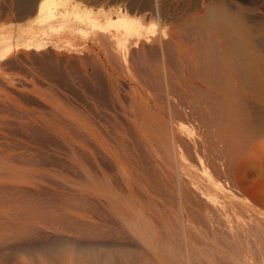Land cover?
<instances>
[{
    "label": "bare ground",
    "instance_id": "bare-ground-1",
    "mask_svg": "<svg viewBox=\"0 0 264 264\" xmlns=\"http://www.w3.org/2000/svg\"><path fill=\"white\" fill-rule=\"evenodd\" d=\"M144 1L172 31L87 0H0V78L63 88L80 65L53 49L76 33L108 63L80 59L65 104L0 98V264H264V0ZM131 55L145 86L115 81Z\"/></svg>",
    "mask_w": 264,
    "mask_h": 264
},
{
    "label": "rangeland",
    "instance_id": "rangeland-1",
    "mask_svg": "<svg viewBox=\"0 0 264 264\" xmlns=\"http://www.w3.org/2000/svg\"><path fill=\"white\" fill-rule=\"evenodd\" d=\"M135 1L136 0H87V3L89 2L88 3L89 6L93 7V8L103 7L105 10L108 9L111 12H113L115 15H116V12H117L118 8H120L121 11L126 12L129 15H131V16H135V17L140 18L141 21L146 26L150 25V27H151L154 24V25H156L155 26V31H156L155 35H157V36H162V32L172 31L173 28L177 25V23H174V22H172V23H166V22H163V21L160 22L156 17H152L151 18L149 13L143 8V6H144L143 3L145 1L144 0H137V2H135ZM140 1H141V3H140ZM138 2H139V4H138ZM135 3L140 5V6H138V5L136 6ZM1 24H3V26H5V27L13 26L10 21L9 22H7V21L4 22L3 21V23H1ZM16 26H18V25H16ZM193 27H195V28H203L199 24H195V25H193ZM85 33H83L84 38H83L82 34L76 33V36L78 34V37L80 38V39H78L79 40L78 43L81 44L82 46H84L83 48L80 47L78 45V43H74L75 40L77 41V37H76V39L74 38V40H71V43L69 42L70 44H68L66 40H65V43H64V41H61L60 42V46L61 47L58 48L59 50L58 49H53V51L56 54H58L61 58L64 56L63 57V59L65 58L64 60L71 61V60H74V59L76 60L77 59L79 62L78 61H76V62L79 63V64H77L76 67L78 65H80V67H81L80 59L83 62L85 61V65H87L92 60L93 62H95L97 64H99V62L101 61L100 63H102V66L105 65V67H108L106 55L104 54L105 53L104 49L103 48L101 49L99 46H96V45L92 44V42L90 41V36L88 35L89 33L88 32H87V34H85ZM253 38L255 40H256V38L259 40L261 38V36L260 35L257 36L256 34H254ZM72 42L74 44H77L78 46L77 45H73ZM66 44H68L70 46L72 45L71 48L73 46H76L77 50H75V47L72 48L73 50H71L70 46L68 47V45L66 46ZM145 45H148V43H146ZM63 46H65L66 48L63 47ZM82 49H83V53H80V52H82ZM86 51L88 52L87 55H86ZM133 51H135V49ZM136 51H140V53H143L142 46L140 48H137ZM84 52H85V54H84ZM132 56L133 55L128 57V59H127L128 62L127 61L126 62L123 61L121 63H117V64H119L117 66H119L120 69L123 67V68H125L127 70V72L129 70L128 74L130 76L133 75L132 74L133 71H137L138 72V69H140L141 66L142 67H149L151 65L150 62L148 61V59L146 58V56L141 55V57L139 59H137L135 57L133 58ZM84 57H86V58H84ZM96 57H99V59L96 58ZM87 59H88V62L86 63ZM89 59H90V61H89ZM96 60L97 61L100 60V61L97 62ZM93 62L91 64H93ZM138 64H139L140 67L137 66ZM134 66H136V67H134ZM80 67L78 66L75 71H77L76 74H78L80 77H82V76H84V72H83V70L80 69ZM78 68H79V70H77ZM123 68H122V70L118 71V74H119L118 76H120V79H117L118 77H116L115 81L120 80V83L124 84L126 86H128V85L129 86H131V85L135 86V85H138V82L139 83L140 82L141 83L144 82V83H142V86L146 85L145 81L142 80V77L139 78V77L133 76L134 78L130 77V79H129L128 75L127 76L124 75V73L126 74L127 72L125 71V69L123 71ZM131 70H132V73L130 74ZM70 71L71 70L68 69L69 73L67 72V75L70 76V77L67 76L69 82L67 81L66 84L63 86V88L61 86H58L54 82L46 81L44 79L42 80L41 78H36V77H38L37 71L36 72L35 71L25 72L24 70H8V71H4L2 73V78H0V98H6V97L7 98L8 97L21 98V95H23L25 98L35 97V98H39V99H42V100H45V101H50V102L55 101V103L53 102V104H61V103L65 104L64 95L67 94V91L65 92V89L69 90L71 88V90L72 89L78 90V92L81 90V92H83L81 81L80 80H75V79L79 78V76H77L73 71L72 72H70ZM80 71H81V73L79 74ZM33 72L35 74V75L33 74L34 76L31 75ZM120 72H123V74L120 73ZM74 75H75V77H74ZM71 79H72L73 82H71ZM132 79H134V82H133ZM135 80H136V82H135ZM141 83H140V85H141ZM146 83H148V82H146ZM74 85L76 86V88H75ZM68 93L70 94V92H68ZM78 113H80V112H75V114L79 115Z\"/></svg>",
    "mask_w": 264,
    "mask_h": 264
}]
</instances>
